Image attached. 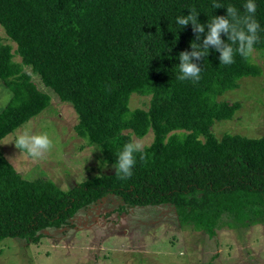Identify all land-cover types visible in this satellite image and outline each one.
I'll use <instances>...</instances> for the list:
<instances>
[{
	"label": "trees",
	"instance_id": "1",
	"mask_svg": "<svg viewBox=\"0 0 264 264\" xmlns=\"http://www.w3.org/2000/svg\"><path fill=\"white\" fill-rule=\"evenodd\" d=\"M224 7L214 9L213 4ZM247 0H0V84L27 117L49 96L37 77L74 111L77 137L96 151L97 173L67 190L43 178L23 179L0 156V241L37 244L45 233L72 227L76 215L104 200L114 212L170 207L179 226L212 238L218 230L264 225V135L246 138L211 132L240 108L222 95L260 68L239 54L220 64L214 48L196 61L199 82L180 81L179 54L191 52L192 25L176 19L195 8L199 23L226 16L234 6L247 15ZM260 25L254 52L264 56V0H254ZM221 39L228 42L227 36ZM18 58V62L13 57ZM27 68L29 72L24 71ZM131 95L148 97L145 109L128 107ZM24 120L11 106L0 109V140ZM152 138L146 160L136 154L132 176L115 175L118 153L132 138ZM101 169L105 172L100 171ZM109 213H106L108 215Z\"/></svg>",
	"mask_w": 264,
	"mask_h": 264
},
{
	"label": "rangeland",
	"instance_id": "2",
	"mask_svg": "<svg viewBox=\"0 0 264 264\" xmlns=\"http://www.w3.org/2000/svg\"><path fill=\"white\" fill-rule=\"evenodd\" d=\"M0 41L12 45L1 28ZM13 60L19 61L15 56ZM250 61L260 68V75L241 79L238 87L222 95L228 102H238L240 108L232 120L213 124L211 132L216 137L224 133L246 138L264 135V56L253 52ZM24 71L29 72L27 68ZM31 81L50 97L49 104L36 117H27L11 98L7 106L26 121L0 140V156L23 179L43 178L67 190L97 173V151L76 136L71 106L60 102L37 77L32 76ZM3 90L0 84V97ZM147 102L148 97L131 95L128 107L145 109ZM3 107L0 105V109ZM23 131L48 133L53 149L43 159L28 157L14 143ZM151 138L148 132L141 140L146 146ZM117 204L113 198L104 200L76 215L71 228L47 231L34 245L19 239L1 240L0 264H264V225L240 230L222 228L207 238L179 226L168 206L135 207L118 215L114 212Z\"/></svg>",
	"mask_w": 264,
	"mask_h": 264
},
{
	"label": "clouds",
	"instance_id": "3",
	"mask_svg": "<svg viewBox=\"0 0 264 264\" xmlns=\"http://www.w3.org/2000/svg\"><path fill=\"white\" fill-rule=\"evenodd\" d=\"M224 7L220 3H214L213 8ZM247 15H239L237 9L229 5L226 7V16H217L205 26L198 22V13L195 8L190 9L189 15L177 17L176 22L180 26L191 24L193 32L196 33V40H201V33L207 34L200 43H191V52L184 51L179 54V71L177 79L180 81L191 80L199 82L201 79V67L193 61H199L209 55V49L214 48L220 53V64L231 65L235 62L234 57L239 54L242 58H249L254 52V45L259 41L258 32L260 25L254 18L256 4L254 0H247L243 6ZM227 36L226 43L221 39V34ZM12 93L10 90H3L0 97V105L6 106L11 100ZM15 147L21 152L27 153L28 157L39 160L43 159L54 147L53 140L48 133L31 134L28 131L19 133L14 141ZM136 154H139L141 161L146 160L145 144L143 140L132 138L126 143L118 153L117 161L114 165L115 175L121 179H128L132 176V169L136 164ZM25 179H29L25 177Z\"/></svg>",
	"mask_w": 264,
	"mask_h": 264
}]
</instances>
